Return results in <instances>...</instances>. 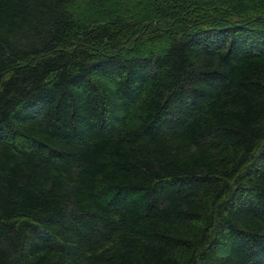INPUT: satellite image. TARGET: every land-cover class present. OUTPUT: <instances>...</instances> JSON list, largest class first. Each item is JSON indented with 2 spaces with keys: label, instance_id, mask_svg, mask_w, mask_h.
<instances>
[{
  "label": "trees",
  "instance_id": "obj_1",
  "mask_svg": "<svg viewBox=\"0 0 264 264\" xmlns=\"http://www.w3.org/2000/svg\"><path fill=\"white\" fill-rule=\"evenodd\" d=\"M0 264H264V0H0Z\"/></svg>",
  "mask_w": 264,
  "mask_h": 264
},
{
  "label": "rangeland",
  "instance_id": "obj_2",
  "mask_svg": "<svg viewBox=\"0 0 264 264\" xmlns=\"http://www.w3.org/2000/svg\"><path fill=\"white\" fill-rule=\"evenodd\" d=\"M108 5H109L110 7H113V6H112L113 4H110V3H109ZM114 7H115V6H114ZM79 12L83 13V11H81V10H80ZM168 17H169V16L164 17L163 19H161V21H168ZM177 27H179V25H178Z\"/></svg>",
  "mask_w": 264,
  "mask_h": 264
}]
</instances>
